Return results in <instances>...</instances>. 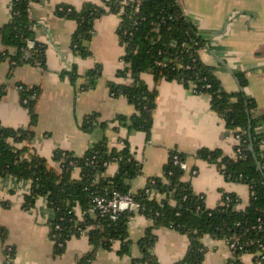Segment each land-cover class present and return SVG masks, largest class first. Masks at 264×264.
<instances>
[{
    "label": "trees",
    "instance_id": "trees-1",
    "mask_svg": "<svg viewBox=\"0 0 264 264\" xmlns=\"http://www.w3.org/2000/svg\"><path fill=\"white\" fill-rule=\"evenodd\" d=\"M37 1L12 0L11 20L2 29L7 49L0 53V61L8 59L15 66L46 67V47L31 39L29 11ZM55 14L76 23L72 49L84 57L88 55L84 43L91 39L94 23L109 14L120 17L117 33L124 55L123 68L117 77L130 83L109 82V88L112 96L127 98L136 113L131 117L116 116L113 123H117V131L125 128L129 132L142 131L148 139L151 137L158 91L148 87L144 74L152 75L157 84L177 82L196 94H205L211 100L212 110L224 120L227 129L235 131L238 141L233 156L222 150L201 149L196 158L215 165L226 181L245 184L250 189L246 208H239L237 196L225 194L222 204L210 209L205 197L195 193L192 183L185 180L186 171L175 163V156L180 162H187L190 156L172 151L163 177L149 179L145 188L132 193L128 181L141 174L142 164L131 153L128 138L123 140L122 150L110 147L103 140L83 156L57 149L50 160L43 158L31 147L41 90L20 86L21 103L29 111L30 124L28 128L14 129L0 122V177L12 176L31 183L30 193L22 205L26 211L36 209L37 200L46 197L53 212L48 227L55 255H63L68 242L84 234L92 249L78 264H91L99 250L111 251L117 242L121 243L117 254L129 255L132 246L129 223L139 214L151 220L152 225L139 240L142 257L133 264H160L153 252L156 231L160 228L173 229L189 240L186 255L176 264H203L206 236L234 245L233 257L227 264H243L241 257L245 254L253 255L257 262L264 264V134L257 131L264 116L254 118L256 102L243 90L226 92L215 69L201 61L199 52L206 42L185 15L179 0H101L99 4L85 3L81 8L61 5ZM63 75L73 80L77 77L74 70ZM96 75L97 70L86 75L90 86L95 85ZM241 84L245 87L246 79L241 77ZM94 121L88 118L83 128L88 130ZM101 126L106 128L108 123ZM52 163L57 166H51ZM114 163L118 165V172L114 177H107L108 168ZM77 170L79 178L74 177ZM114 192L132 194L141 210L121 213L116 220L109 215L99 216L94 199L109 198ZM7 237V230L0 228L1 241L6 242ZM6 250L4 264H11L14 249L7 247Z\"/></svg>",
    "mask_w": 264,
    "mask_h": 264
},
{
    "label": "crops",
    "instance_id": "crops-1",
    "mask_svg": "<svg viewBox=\"0 0 264 264\" xmlns=\"http://www.w3.org/2000/svg\"><path fill=\"white\" fill-rule=\"evenodd\" d=\"M88 2L99 4L101 0H39L32 4L29 18L33 39L46 47V67L15 66L8 59L0 61L1 124L7 128H28L29 111L21 103L19 87H39L38 122L31 147L41 157L50 160L57 149L83 156L103 140H107L110 147L122 150L123 140L128 138L131 153L142 164L141 174L128 181L132 193L145 188L149 179L162 178L171 152L177 151L190 156L185 180L192 183L195 193L205 197L208 208L219 207L225 194L237 196L239 208H246L249 187L226 181L215 165L196 158L201 149L222 150L233 156L237 144L235 131L227 129L224 120L212 110L209 96L196 94L177 82L157 84L152 75L144 74L148 87L158 91L151 137L148 139L142 131L129 132L125 128L117 131V123H113L116 116L131 117L136 113L127 98L112 96L109 88V82L130 83L117 77V72L123 68L124 55L117 33L120 17L109 14L94 23L92 37L84 43L88 49L84 57L72 49L76 23L55 14L61 5L81 8ZM179 2L206 42L199 52L201 61L215 69L226 92L243 90L256 102L254 118L264 116V0ZM11 7L12 0H0V53L7 49L2 29L11 20ZM72 70L77 76L74 80L63 75ZM93 70H97L96 83L90 86L86 75ZM241 77L247 81L245 87ZM91 117L95 121L85 130L83 125ZM102 123H108V127L103 128ZM257 131L264 134V122ZM51 166L57 165L52 163ZM193 169L197 170L196 175H192ZM117 172L118 165L114 163L106 176L114 177ZM74 177L79 178L80 171L77 170ZM30 190L28 181L0 177V228L8 233L6 242L0 239V264L7 260V247L15 252L11 264H78L92 249L88 236L73 238L64 254L56 256L48 227L53 212L46 197H40L32 211L22 207ZM151 225V220L145 216L135 215L129 223L130 254L119 256L121 243L117 242L111 251L99 250L91 264H133L142 257L139 240ZM156 235L153 252L160 264H176L184 258L189 245L186 235L169 228L158 229ZM203 243L207 248L203 264H227L232 259L227 241L206 236ZM241 260L243 264H261L250 254L243 255Z\"/></svg>",
    "mask_w": 264,
    "mask_h": 264
},
{
    "label": "built area",
    "instance_id": "built-area-1",
    "mask_svg": "<svg viewBox=\"0 0 264 264\" xmlns=\"http://www.w3.org/2000/svg\"><path fill=\"white\" fill-rule=\"evenodd\" d=\"M30 48L33 46L30 45ZM238 141V137H236ZM175 163L181 166L182 170L187 171L189 166L187 162H180L177 156L174 157ZM197 170H192V175H196ZM95 212L101 217L109 215L112 220H116L121 213H137L141 210V205L135 201L132 194H121L114 192L109 198L96 197L94 199ZM234 247V245L231 246Z\"/></svg>",
    "mask_w": 264,
    "mask_h": 264
},
{
    "label": "water",
    "instance_id": "water-1",
    "mask_svg": "<svg viewBox=\"0 0 264 264\" xmlns=\"http://www.w3.org/2000/svg\"><path fill=\"white\" fill-rule=\"evenodd\" d=\"M33 38H34V37L32 36L31 39L33 40Z\"/></svg>",
    "mask_w": 264,
    "mask_h": 264
}]
</instances>
